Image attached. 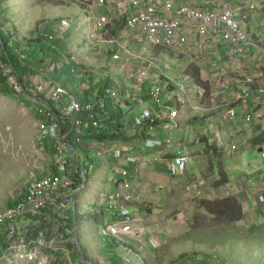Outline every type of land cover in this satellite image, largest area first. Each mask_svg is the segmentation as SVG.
Returning a JSON list of instances; mask_svg holds the SVG:
<instances>
[{
	"label": "built area",
	"instance_id": "1",
	"mask_svg": "<svg viewBox=\"0 0 264 264\" xmlns=\"http://www.w3.org/2000/svg\"><path fill=\"white\" fill-rule=\"evenodd\" d=\"M52 3L62 4L71 3L75 0H49ZM88 9L85 11L86 20L92 23L91 38L100 41L101 36L107 32V25L110 19L105 11L107 3L115 7L119 18L124 19L125 28L128 31H138L143 35L145 44L150 49H162L171 56H183L189 62L198 67L201 72L202 80L209 88V95L217 94V89H228L238 83L242 87L239 91L238 99L242 105L247 107L250 97L259 100L264 97V83L253 77H228L218 84L212 81V76L208 71L203 70L198 64V57L206 59L207 52H213L218 59L223 56L220 54V47L225 48L226 62L234 63L239 56L246 55L249 37L247 31L241 27V21H247L249 15L243 13L240 20H237L234 10L226 2V0H195L197 3L192 4L179 0H87ZM102 8L100 11L99 9ZM96 9V10H95ZM248 9L252 10L250 5ZM64 26V25H63ZM62 32V28H59ZM98 36V37H97ZM52 41L54 36H47ZM219 37V38H218ZM220 42L222 45L220 46ZM20 60H25V55H19ZM73 60L76 61L74 57ZM113 61L119 60L117 53L112 55ZM151 65L142 60L140 66L133 71L131 91L127 92L117 83L104 88L103 98L110 99L113 103L121 108L126 105L128 108L138 104H144V87L149 83V96L152 104L144 108L140 114H134L133 126L136 129L143 128L152 129L155 124L163 123L166 129H172L173 124L177 129L178 110L176 106H182L183 101L190 102L188 95V87L183 86L176 78L171 77L166 71L160 69L150 72ZM218 67L213 65L212 69ZM2 76L5 78L8 87L15 95H23L24 88L19 79L15 76L12 67L0 64ZM212 70V71H213ZM157 73V74H156ZM188 76L187 74H185ZM188 78H190L188 76ZM218 79V78H217ZM28 87L31 92L43 96L44 99H33L37 109L36 126L38 130V140L47 142L51 150L54 151L50 155L51 163L55 172L42 177L35 178L33 175L29 180L26 191L20 195L12 207L0 210V228L6 226L9 236L16 232L15 222L24 221L28 217H35L48 207H55L59 211L66 209L62 203V190L71 188L73 182L71 180L70 167L75 166L76 156L66 154L63 149L66 137H61L62 128L58 121L59 113L62 119L69 120L72 124V133L75 132L77 143L81 140L79 136L82 131L79 121L74 119L75 115L85 112L89 120L95 124L98 112H104L106 101L103 98L98 100L82 102L80 97H74L68 94L67 90L59 84L49 87L46 82L36 77L32 81H28ZM218 85V87H217ZM197 91L203 93L204 89L194 84ZM83 91H87V85H81ZM165 93L174 94L171 99L174 107L164 103L162 96ZM256 93L257 96L252 94ZM178 96V97H177ZM128 99V100H126ZM50 103V104H49ZM236 101H231L224 105V113L227 117L235 115L234 107ZM129 108V110H130ZM132 109L130 110V112ZM133 112V111H132ZM105 114V112H104ZM253 113L250 109L246 110L243 118L246 123L253 122ZM168 119V122L166 119ZM141 134V133H140ZM104 145L105 149L108 147ZM147 148L168 147L169 141H158L155 139L146 140ZM235 150L233 146L231 148ZM114 156L117 159H125L128 165L134 166L133 172L121 170V183L117 190L108 195L105 207L109 212L116 215L113 223H106L102 229V233L120 238L121 235L129 234L134 228L140 224V219L134 217L130 211V204L136 199L134 194V185L137 183L138 171L144 166L138 158L130 154L129 148H115ZM189 158L186 155H176L172 157L168 165L169 173L172 177L183 175L187 169ZM248 189L253 191V198L256 205L259 206L261 216L264 217V175L256 178L255 182L248 181ZM202 185L199 180H192L185 187L187 196L193 199L202 198ZM61 222L59 227L61 226ZM58 235V233H56ZM59 237V235H58ZM46 236L43 231L40 232L38 239L40 248L33 250H22L14 253V249L8 250L5 259L11 263L15 258L18 260L34 261L36 264H53L52 258L41 249L49 248L43 243ZM63 239V235L58 241ZM20 244L18 243L17 246ZM153 245V244H152ZM154 246V245H153ZM20 247V246H19ZM23 248V245H21ZM19 249V248H17ZM16 249V250H17ZM183 264H192L184 262Z\"/></svg>",
	"mask_w": 264,
	"mask_h": 264
},
{
	"label": "rangeland",
	"instance_id": "2",
	"mask_svg": "<svg viewBox=\"0 0 264 264\" xmlns=\"http://www.w3.org/2000/svg\"><path fill=\"white\" fill-rule=\"evenodd\" d=\"M83 1L75 0L68 4H56L49 0H0V22L6 31L13 34L14 40L20 44H28L27 42L30 39H35L37 34L46 31L44 28L47 23H52L56 20L61 21L65 25H61L62 31H66L69 27L70 30L73 31L69 51L70 53H74V56H77V58H80L77 63L80 66L83 62L94 66L97 62L102 60L104 55L108 54L110 45L85 39L87 35L91 38V32L89 34V31L92 28V23L86 20ZM81 23H83L84 26L80 28ZM127 47L128 53L125 47L119 48V53L121 55L120 61H112V68H114L113 73H111L112 68H109L111 66L107 64V67L102 71V75H96L94 79L105 82L110 78L114 82H118L122 75H125L124 73L131 74L132 68L136 65L137 67L139 66L142 60H144L143 55L148 57L151 55L149 52L154 53V51L148 49V46H144V51L148 49L144 54H142V46L139 44L135 45L132 43L127 45ZM35 48V46H32L29 50L33 51ZM105 57L108 61L111 60L109 55ZM146 63L152 65L150 72H154L157 69H164L162 67L168 65L170 67L169 73L172 74L179 83L189 88L188 95L190 99L195 97L194 84L184 73L186 66L191 64L189 60L177 58L171 60L163 54H158L155 58L148 59ZM166 72L168 73V71ZM83 74L84 70L81 71L80 78ZM87 77L89 83L90 77ZM81 84L82 83H80L78 87H80ZM85 84L87 83L85 82ZM145 87H149V83H147ZM33 95L38 96L35 93ZM174 97L172 93H165L162 96L164 103ZM27 102L28 101L22 96L17 98V96L12 97L0 94V209L5 206L10 198L16 196V192L26 183L27 176L29 177V174L35 173L34 171H30L27 175L28 172H24L25 168L21 163L23 162L22 158L19 159L22 149L25 150L22 146L24 144L17 141L19 133H23L28 137L29 139L26 142H31L34 146H36V141H38L37 126L35 125V128L33 125V122L36 124V120H34L33 112L30 110L27 111L30 109L29 106H25ZM181 107L182 109L184 108L183 105ZM123 108V110H126L124 106ZM140 109L141 107L136 108L138 111H140ZM179 122L180 120L177 121V125L179 126L177 129L173 124H170L172 130L166 129L164 126L156 127L153 129L154 132L150 134V136L158 133L162 135V139L160 140H170L174 144L182 138H184L185 143H188L192 140L194 134H198L200 137L208 138L210 146L215 145L216 141L214 137H207L206 132H201L202 126L197 120L194 121L190 119L185 124L183 122L179 124ZM237 125H239L242 130H247L248 128L250 130L252 129V124L246 125L245 122H243V124L238 123ZM35 130L37 131L35 132ZM127 132H129V129H127ZM223 132L224 134L222 137L226 141L223 145L224 148L221 150L223 155L221 154L222 156L217 157L215 154L210 153L209 156L203 152L200 144L199 152L201 156L188 164L186 172L189 175H194L200 180V169L205 166L207 168L204 178L206 176L210 179L212 173L208 161L211 157L216 174L220 171H224L232 184H237L239 180L244 178L254 182L258 174H264V145L253 147L251 144L245 142L248 136L244 140L242 136L231 135L230 132L233 133V129L229 130L227 128L226 131L223 130ZM178 135L181 137L179 138ZM113 143L114 142H111L112 146ZM203 145L206 144L203 143ZM93 146L87 147V154L81 152L76 153L74 161H76L77 169L84 170L86 179L89 180L88 183L93 186L99 185L102 189L107 181V177H109V181H111L114 174L110 171V168H107V164L105 163L108 158L107 155L98 151L96 147L97 144L94 143ZM108 146L111 147V145ZM128 146L133 149V154L141 152L152 153L153 151L156 152L161 150L159 146L153 149H147L144 147L143 143L142 145L133 144V146L129 143ZM231 146H235L236 149L231 150ZM101 148L105 151L104 145H101ZM259 148L263 150L259 152ZM40 150L39 165L48 166L50 156L44 149ZM172 150L176 152L177 147L173 145ZM205 151L208 153L211 152L210 149H206ZM109 154L113 157V150H110ZM116 167L117 166H114L113 170H117ZM163 178L164 177H160L157 183V185H161L162 188L166 184ZM213 181L215 180H210L209 183L211 184ZM184 182H187V180L185 179ZM67 190L70 191L71 188ZM156 192L159 193L160 191L156 190ZM162 192L165 195L166 189H163L160 193ZM186 195L185 192L182 193L185 209L182 204L178 207V215L174 212V209L170 211L167 222L172 225V228L168 234L169 236H167V238L165 237L167 240L161 247V253L160 251L158 253L160 258L156 257L155 261L157 263L159 261V264H180L182 258L192 254H199L197 256L200 258L207 256L206 259L209 261L211 259L210 264H264V224L258 221L259 219L255 212L252 216L250 212L245 215L244 220L240 224L227 223L225 221H219L215 217L212 218L204 209L201 210L200 201L207 195L205 188H203V197L201 199H193ZM155 196L151 198V201L154 202V204L159 203L162 205L161 207H163L164 203L167 202L165 197L162 196L163 201H160L157 200ZM244 207L245 205L243 208ZM79 208V210L83 212L80 217L81 225L79 226V234L83 238V250L85 254L95 255L101 264H128L125 259L122 258V255H126V252L121 253L111 239L105 233H102L101 225L93 223L90 219L91 215L86 211L87 204L85 202L79 203ZM96 210L98 213V208ZM161 210L156 212L155 215L164 214L168 212L169 209L167 208L164 213L161 212ZM180 214H182L181 217L179 216ZM106 215L108 216L109 212H107ZM13 225L19 231V238L22 234H25L24 230L35 224L30 223L29 220H25L15 222ZM161 228L162 231L160 232L163 233L165 227L162 225ZM3 229V227L0 228L1 231H3ZM50 231V238H44L45 240L43 241L47 246H52L54 242L53 239L55 238L54 229L51 228ZM261 239H263V241L260 242ZM21 242L23 243L22 240ZM32 246L34 247H32L31 250L40 248L39 241L33 242ZM23 250H27L25 245H23ZM153 252L154 250H152V253ZM0 254L4 255L0 259V264H9L8 260L5 259L6 254L3 252L2 247H0ZM128 257L130 260L129 264H142L134 255L130 254Z\"/></svg>",
	"mask_w": 264,
	"mask_h": 264
},
{
	"label": "crops",
	"instance_id": "3",
	"mask_svg": "<svg viewBox=\"0 0 264 264\" xmlns=\"http://www.w3.org/2000/svg\"><path fill=\"white\" fill-rule=\"evenodd\" d=\"M179 1L188 2L192 4L197 3L195 0H179ZM226 2L234 10V14L237 20H240L241 15L245 12H247L249 15V19L247 21L245 22L241 21L240 23L241 27L247 31L248 37H249V44L247 46L246 55L239 56L238 60L234 63L226 62V59L224 56L225 48L221 46L222 43L220 42L221 47L219 51L223 57L221 59H218L213 52L208 51L207 52L208 54L206 55L205 60L202 59L201 57H198V64L203 70L209 72V75L212 76V81L215 82L216 84H218L219 81H224L228 79V77H234V78L253 77L256 80H260L262 83H264V0H226ZM83 3L85 5L83 6L86 11L88 9V6H87L88 1L84 0ZM64 4H68V3H64ZM250 5H252L253 7L252 10L248 9ZM99 10L101 11L102 8H100ZM105 11L110 19V22L107 25V32L101 36L99 42L109 44L110 48H109L108 54L104 55L102 60L97 62L96 65L91 66L90 64H85L83 62V64L81 65L82 67H84V74L82 75L83 76L82 79L86 81L87 84H82V86L83 85L88 86L87 76H89L91 78L90 81L93 82V85L94 84L102 85L100 88L104 87V84L107 81H109L111 82V84L117 83L118 85L122 86L125 91L130 92L131 84L133 82V78L131 74L133 73L137 65L132 68L133 70L131 71V74L124 73L125 75H122V77L120 78L118 82H114L110 78L107 79V81L105 82H102V80L97 81L94 79V76L99 75V74L102 75V71L103 69H105V67H107V64L111 66L109 68H112V65H113L112 55L113 54L117 53L119 55L118 61L121 60L119 48L125 47L128 53L127 45L132 44V43L135 45L139 44L142 46L141 48L142 54H144L150 48L148 47V49H146L145 51L143 50L144 46H147L143 39V35L138 31H135V32L128 31L125 28L124 19L119 18V16L117 15L118 14L117 10H115V7L111 5L109 2L107 3ZM60 27H58V30ZM91 29H90V32H91ZM85 39L92 41V39L88 35L85 36ZM150 50L154 51V53L148 51L151 54L150 56L147 57L143 55V58L146 60V62L150 58H155L158 54H163L165 55V57L167 56L171 60L175 58L188 60L187 58L183 56L173 57L171 56V54L164 52L162 49H150ZM71 55H75V54L71 53ZM108 55L111 57L110 61H108L105 57ZM75 59L76 61L80 60V58H77V56H75ZM213 65H216L218 68L216 70H213L212 69ZM155 67H158V66H155ZM162 68H164L162 70L168 71V74L171 77L175 78L172 74L169 73L170 67L168 65ZM157 70L160 71V69H157ZM113 72H114V68L111 69V73ZM234 84L235 85L233 87H229L228 89H222V91L217 89L216 91L217 94L214 93L213 96L209 95L210 91L206 95L205 92L201 93L197 91V89L195 88V97L191 99L190 102L184 100L183 109L181 106L180 107L177 106L178 117L176 121L180 120L179 124H181V122L185 124L190 119L194 121L197 120L199 123H201V126H202L201 132L203 133L206 132L207 137H211V138L214 137L216 141L215 145L210 146L208 142L209 141L208 138L200 137V135L194 134V136L192 137V140L188 143H185L184 138L178 140L177 143H174V144L170 140H165V141H169V146L161 147V150L159 151H156V152L151 151L152 153L150 152L142 153L141 152L138 154H133V149H131L128 146L129 143L132 144V146L133 144L142 145L143 143L144 147L147 148L145 145L146 140L155 139V140L164 142L160 140L162 139L161 134L155 133L152 136H150V134L154 132L153 129L159 126H163L165 122L158 123V125H156L152 129L143 128L142 130H139V129L134 128V126H131L127 128L129 129V132H127V129H125V134H124L125 138L121 137L118 141H115L113 143V146L111 143L110 144L106 143L108 145H111V147L105 144L108 147L107 149H105V151L102 150L100 144H97L96 146L100 153L107 155L108 157L105 163L107 164V168H110V171L114 174L111 181H109V177H107V181L105 182L104 187L101 189L99 185L93 186L90 183H88L89 180L86 179V175L83 172V169H78L81 172V177H82L80 188L77 190H73V188H71L70 191L65 190V189L62 190V194H63L62 203L65 204L66 206V209L64 211H59L55 209V207L54 208L48 207L44 209L40 215L35 216V218L30 217V219H26V220H29L30 223H33L36 226H39L42 223L41 221L43 222L45 221L46 224H50V226L54 229L55 233L59 228L60 222L64 224L63 223L64 220L65 221L72 220L75 223L76 222L78 223L76 227L79 230L81 221L79 220L77 221V219L78 217L82 216L83 212L79 210L80 209L79 206H77L76 209L74 208V204H77V201L79 198L77 194L80 191L82 192L81 193L82 194L81 203L85 202L87 204V210H86L87 213L95 215L97 212L96 210L97 208L98 210H100V208H105V203H106V199L108 195H111L115 190H117L119 187V184L121 183V180H122L121 170L125 169L129 172H133V168H134V166L128 165L125 159L115 158L114 153H113L114 158L110 156L111 153L109 154V151L110 150L114 151L115 148H127L128 147L130 154L138 158L140 163L144 164V166L138 171L137 183L134 185V194H135L136 199L130 204L128 208L130 213L134 217L140 219V224L134 228V231L132 233L121 235L120 238H115L107 234L106 235L118 247V250L121 253L126 252V255L121 254L122 258L125 259L126 263L128 264L130 263L128 256L132 254L137 259H139V262L141 261L142 264L143 263L144 264L145 263L159 264V261L158 263L155 261L156 257L160 258L158 253L159 251L161 253V247L164 245V242H166L167 240L166 238L167 236H169L168 234L170 232V229L172 228V225H170L169 222H167L168 217L170 215V211L171 209H174L175 210L174 212L177 213V215L179 214L178 207H180V205L184 203L182 193L185 192L186 185H188L192 180H199L194 175H189L186 172L187 169L183 175H180L179 177H172L168 170V165L170 161L172 160V157L176 155H186L189 158V161H188V164H189L192 160L200 158L201 156V153L199 152L200 144L205 154L210 156V153H213L217 157L222 156L223 154L221 150L224 148L223 145L226 143L222 135L224 134L223 130L226 131L227 128L229 130L233 129V133L230 132L231 135L242 136L244 137V140L248 136L245 141L248 144L252 138L260 136L261 134L264 133V100L263 99L257 100V99H253V97H250L248 106L244 107L240 99H238V95L241 92L239 90L242 89V87L239 86L238 83H234ZM149 92H150V88L144 87V100H145L144 104L143 105L136 104L132 106V108L129 107L130 110L132 109L133 112L132 111L130 112L129 108L126 105H124L126 110L129 112L128 117H132V124H133V117H134L133 113L140 114L144 108L152 104L151 98L149 96ZM252 95L257 96L256 93H253ZM21 96L24 97L28 101L25 106H29L30 109L28 110L26 109V110L27 111L30 110L31 112H33L34 120H36L37 116L35 115V109H34L36 108V104L34 103L33 99L30 97L23 96V95H17V98ZM233 100L237 102V104L234 107L235 115L233 117H227L223 110L224 105H226L227 103ZM30 103H31V107H30ZM167 103H168V106L174 107V102H172V100L170 99L167 100ZM137 107H141L140 111L136 110ZM121 109L123 110L124 108L122 107ZM247 109H250V112H252L254 115L253 122L250 123L252 124V129L250 130L248 128L247 130L245 129L242 130L240 126L237 124L238 123L243 124V122H245L243 118V114L246 113ZM165 119L168 122V119L167 118ZM62 124H63V127L66 126L64 125V123ZM245 124L250 125L246 122ZM33 125L35 127L36 125L35 122H33ZM177 127L179 128L178 125ZM36 131L37 130H35V132ZM178 137L180 138L181 136L178 135ZM17 139H18L17 141H20L21 143L24 144L22 146L25 148V150L22 149L21 157L19 158V159L22 158V161H23L21 162L25 168L24 169L25 171L24 170L23 171L25 173L28 172L27 175L30 173V171H34L35 173L29 174L30 175L29 177L27 176L26 183L22 185L21 188L16 192V196L14 198L13 197L10 198L6 202L5 206L0 210L12 207L15 204L17 198L23 193H25L26 186L29 180L32 178L31 177L32 175L35 176V178L40 179L42 177L50 175L53 172L52 171L53 166L51 163V159H50L48 166L39 165L40 164L39 156L41 152L40 149L45 150V148L43 147L44 146L43 142L38 140L36 141V146H34L33 143L26 142L29 138L26 137L23 133H19ZM12 141H13V138H12ZM203 143H205L206 145H203ZM173 145L177 147L176 152L172 150ZM68 146L73 147V145L71 144L64 145L65 149L67 148L72 151V149L69 148ZM89 146L92 147L93 145H89ZM170 146H171V149H170ZM232 147L233 146H231V148ZM147 149H152V148H147ZM206 149H210L211 152L209 153L206 152L205 151ZM259 149H262V148H259ZM74 163L76 166V161ZM208 164H209L210 171L212 173L210 176V179H208L206 176L204 178L207 167L203 166L200 169L201 179L199 181L203 183L202 189H201L202 197H203V188H205L206 194H207L203 200H206V199L212 200L215 198L223 199L228 196H232L237 199V201L241 204L242 208L245 205V207L243 208L244 218H245V215H247L249 212L251 216L252 214L254 215V212H255L256 215L258 216V219H259L258 221L261 224L262 223L264 224V219H263L264 217L261 216L259 206L256 205L255 200L253 198L254 193L252 190L248 189L247 187L249 183L248 181L250 180L247 178H244V179L239 180L237 184H232V182H230L226 173L223 171L225 175L227 176V179L229 182L225 187L215 188L212 186V184L209 183V181L213 179L216 180L221 171L218 174H216L211 157L208 161ZM114 166H117L116 167L117 170H113ZM187 168H188V165H187ZM69 174L71 175L72 173L69 172ZM263 175L264 174H258L256 178L259 176H263ZM160 177H164L163 179L165 180V183H166L165 186H163V188L161 185H157V183L160 180ZM256 178H255V181H256ZM185 179L187 180V182H184ZM163 189H166L165 195L163 192L160 193ZM156 190H159L160 192L157 193ZM154 196L157 197V200H160V201H163L162 196H164L167 202L164 203L163 207H161L162 205H160L159 203L154 204V202L151 201V198H153ZM182 206H184V209H185V204H183ZM167 208L169 209L168 212L164 213V211ZM161 209H165V210H161ZM202 209L203 208H201V210ZM160 210L164 214L155 215V213ZM179 216L181 217L182 214H180ZM210 217L214 218L211 215ZM244 218L240 222L233 223V224H240L244 220ZM61 219L63 221H60ZM106 221L108 222V220ZM93 223L95 222L93 221ZM159 223H161L165 227L163 233L160 232L162 231V228H161L162 225ZM30 227L24 230L25 233L29 230ZM3 228H4L3 231L0 230V239L1 240L3 239L12 240L13 242H11L10 248H13L15 250L14 253L22 251L23 250V248H21L22 244L19 245L20 247L17 245L19 242L21 243V240L25 234H22L18 238L19 231L16 230L14 234L9 236V233L7 232L8 228L6 226H3ZM48 232L49 230L46 231V235H45L46 239L48 238V235H47ZM54 237L55 238L53 239L54 241L53 243L58 241V238H59L56 234L54 235ZM261 241H263V239H261L260 242ZM80 242H81L80 244L83 250L84 248H83L82 236H81ZM152 250H154L153 253H152ZM86 257L93 264H101L99 259L93 254L86 255ZM112 257H116V256H112ZM9 264H36V262L27 261V260H18L17 258H15Z\"/></svg>",
	"mask_w": 264,
	"mask_h": 264
},
{
	"label": "trees",
	"instance_id": "4",
	"mask_svg": "<svg viewBox=\"0 0 264 264\" xmlns=\"http://www.w3.org/2000/svg\"><path fill=\"white\" fill-rule=\"evenodd\" d=\"M62 24L64 25L63 22L58 20L53 21L52 23H47L44 28L46 31L41 34H37L35 39H30L27 42L28 44H20L14 40L13 34L6 31L0 22V64L12 67L15 76L19 79L24 88L23 96L30 97L32 99H44L43 96H34V93L29 90L27 84L28 81H32L36 77L41 79L43 82H46L49 87H53L56 84L61 85L67 90L69 95L80 97L82 102L103 98L104 88L111 85V82L109 81H107L102 88H100L102 85H93V82L90 81L88 83L89 89L87 91L80 89L81 86L78 87L80 83L85 84L86 82L82 79L83 76L80 78L81 71L84 70V67L80 66L77 61L72 59L74 55H71L69 49L71 39L73 37V31H71L69 27L66 31L60 32L58 27ZM83 26V23H81L80 28ZM47 36H54V38L52 41H49ZM32 46H35L36 48L33 51H30L29 48H32ZM19 55H25V60H20ZM184 73L190 77L195 85L202 87L206 95L209 93L208 86L202 80V75L198 67L189 64ZM0 94L16 97L15 93L8 87L5 78L2 76L1 70ZM103 99L106 101L104 110L105 114L104 112H98L96 114L97 117L95 124L89 120L88 115L85 112L74 116V119L79 121L80 129L82 131L79 136L81 140L80 143H77L76 141L78 136L75 135V132L69 135L72 129L71 122L69 120L62 119L55 109L58 121L60 122V126L62 128L61 137H66L64 145H73L75 153L81 152L83 154H87V147L89 145H93L94 143L106 144L118 141L121 137L125 138V129L133 126L132 117H128L129 112L127 110H122L120 106L115 105L110 99ZM35 115H37V109H35ZM62 123L66 126L63 127ZM249 144L253 147H260L264 145V133L260 136L252 138L249 141ZM43 145L47 154L49 153V155H53L54 151L51 150L50 145L44 141ZM63 151L66 154L68 153L71 157L73 156L70 149L64 148ZM52 171L53 173L55 172L54 166L52 167ZM71 173V180L73 182L71 188H73V190H77L81 186V172L77 170L76 166H73L71 168ZM228 182L227 176L223 171H221L218 178L211 184L215 188H222L225 187ZM200 206L206 211V213L215 217L219 221L238 223L244 218V210L241 204L232 196H228L223 199L215 198L212 200H201ZM107 212L109 211L106 207L100 208L99 212H96L95 215L90 214V219L102 227H105L107 223L106 220H108V223H113L116 220V215L114 213L109 212V215L107 216ZM28 219H30V217H28ZM78 220L81 221L80 217H78L77 221ZM60 221L63 220L61 219ZM41 222L42 223L39 226L32 225L22 238L23 243L19 242V244L25 245L27 250H31L32 247H34L32 246V243L39 239L41 231H43L45 236L46 231L49 230L47 233V239L50 238V229L52 227L50 224H46L45 221ZM63 223L64 224H61L56 231L59 237L63 235V239L53 243L52 249L44 247L41 249L52 258L53 264H84L80 261L76 253V245L73 242L75 238L79 241L81 240L79 230L76 227L78 223H75L72 220H64ZM56 233H54V235ZM11 242L13 241L0 239V247H2V250L6 255ZM197 255L199 254H192L182 258L180 264H183L184 262H190L193 264H210L211 259L210 261L206 259L207 256L200 258ZM3 256V254H0V259Z\"/></svg>",
	"mask_w": 264,
	"mask_h": 264
},
{
	"label": "water",
	"instance_id": "5",
	"mask_svg": "<svg viewBox=\"0 0 264 264\" xmlns=\"http://www.w3.org/2000/svg\"><path fill=\"white\" fill-rule=\"evenodd\" d=\"M72 132V131H71ZM71 134V133H70ZM69 148H71L72 149V152H73V156H74V154H75V150H74V148L72 147V146H68ZM259 152H261L262 151V149H259L258 150ZM78 170V169H77ZM83 172H84V170H83ZM85 173V172H84ZM82 192L80 191L77 195H78V201H77V204H74V208L76 209V207L77 206H79V203H81V201H82V194H81ZM73 242L75 243V245H76V253H77V255H78V257H79V259H80V261L82 262V263H84V264H93L87 257H86V255L84 254V252H83V250H82V247H81V244H80V241L79 240H77L76 238L73 240Z\"/></svg>",
	"mask_w": 264,
	"mask_h": 264
},
{
	"label": "bare ground",
	"instance_id": "6",
	"mask_svg": "<svg viewBox=\"0 0 264 264\" xmlns=\"http://www.w3.org/2000/svg\"><path fill=\"white\" fill-rule=\"evenodd\" d=\"M92 30V29H91ZM92 39V38H91ZM93 40V39H92ZM107 47V46H106ZM74 58H75V56H74ZM261 99H263L264 100V97H261L259 100H261ZM36 120H37V118H36ZM42 142V141H41ZM73 153V152H72ZM74 156H76V153L74 154ZM73 156V157H74Z\"/></svg>",
	"mask_w": 264,
	"mask_h": 264
}]
</instances>
